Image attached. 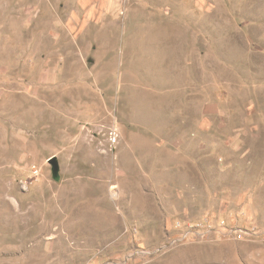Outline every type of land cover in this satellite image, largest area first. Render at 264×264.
<instances>
[{
  "label": "rangeland",
  "instance_id": "1",
  "mask_svg": "<svg viewBox=\"0 0 264 264\" xmlns=\"http://www.w3.org/2000/svg\"><path fill=\"white\" fill-rule=\"evenodd\" d=\"M0 264H264V0H0Z\"/></svg>",
  "mask_w": 264,
  "mask_h": 264
},
{
  "label": "water",
  "instance_id": "2",
  "mask_svg": "<svg viewBox=\"0 0 264 264\" xmlns=\"http://www.w3.org/2000/svg\"><path fill=\"white\" fill-rule=\"evenodd\" d=\"M48 163L52 166V172L56 174L58 172V163L55 157L48 159Z\"/></svg>",
  "mask_w": 264,
  "mask_h": 264
}]
</instances>
